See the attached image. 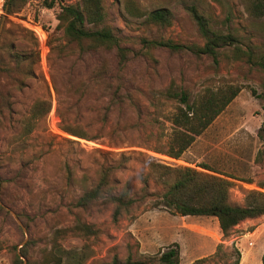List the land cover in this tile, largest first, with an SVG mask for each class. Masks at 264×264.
<instances>
[{
	"label": "rangeland",
	"instance_id": "rangeland-1",
	"mask_svg": "<svg viewBox=\"0 0 264 264\" xmlns=\"http://www.w3.org/2000/svg\"><path fill=\"white\" fill-rule=\"evenodd\" d=\"M45 1L27 0L11 14H6L4 0L0 2L4 44L26 53L36 41L40 54L34 76L24 78L22 86L0 74V95L11 104V110L0 108V264H12L24 246L26 264H42L54 244L61 264H103L114 254L125 258L128 250L135 258H155L173 243L179 245L180 264L201 257H207L203 264H230L234 246L239 264H262L264 216L240 222L223 237L215 217L181 216L157 205L171 177L160 176L148 163L158 158L225 177L233 182L229 200L236 205H245L249 190L264 192V69L248 63L233 46L220 49L214 63L189 51L146 49L141 40L202 45L183 8L194 4L213 29L231 32L242 50L264 63V15L248 13L251 0H131L144 11L170 9L173 23L163 27L128 15L126 0H103L105 23L122 46L141 50L118 65L113 51H79L57 29L58 3L80 0H54L52 8ZM34 24L41 26L47 46L32 29ZM4 28L16 34L2 36ZM1 53L8 62V49ZM102 61L107 72L94 75ZM228 86L240 90L181 157L164 154L179 106L169 93L186 89L193 99ZM64 126L85 135H72ZM102 151L109 152L107 160ZM121 152L129 160L111 177L117 188L128 182L136 194L147 175L152 195L116 222L112 204L101 199L86 209L75 206L78 196L96 183L100 165L114 164ZM82 224L91 225L92 233L79 230ZM219 243L224 246L211 256Z\"/></svg>",
	"mask_w": 264,
	"mask_h": 264
},
{
	"label": "trees",
	"instance_id": "trees-1",
	"mask_svg": "<svg viewBox=\"0 0 264 264\" xmlns=\"http://www.w3.org/2000/svg\"><path fill=\"white\" fill-rule=\"evenodd\" d=\"M27 0H4L3 8L6 14L16 12ZM45 6L52 8L55 1H45ZM55 12L57 20L56 27L62 31L63 38L68 44L76 47L79 51H113L118 65L125 64L130 57L140 55L141 50L122 46L121 41L113 27L105 23L106 12L103 0H80L74 4H59ZM190 19L202 38V45H184L171 39L141 40L142 46L146 49L164 48L170 53L191 52L195 56H208L214 63L218 62L219 50L228 46H233L236 54L247 57V62L251 65H258L264 69L262 59L255 60L250 50H242L238 38L231 32H221L211 27L209 20L194 4L183 6ZM124 10L133 17H145V22L157 24L163 27L173 23L174 15L167 7H159L150 11L138 8L131 0H126ZM248 13L256 18L264 15V0H251L248 3ZM3 15H0V21ZM16 30L23 32L24 28L14 25ZM16 32L10 28H4L3 35H15ZM24 36V35H23ZM33 48L26 53L12 51V44H4L3 37L0 38V74L11 76L13 81L24 84V78L33 77L34 67L40 60L37 42H32ZM45 46L47 44L45 43ZM3 48L8 49L9 61L2 58ZM106 61H102L94 70V75H102L107 72ZM238 87L228 86L216 91H209L204 95L190 98L191 92L186 89L170 92L172 99L179 102L175 113L171 119L173 125L172 134L167 150L164 152L169 157L179 159L182 153L190 146L195 137L201 134L215 119V117L226 107V105L237 95ZM117 93V92H116ZM119 94H113V98ZM7 97L0 95V108L11 110V104ZM264 99V92L262 94ZM36 105L33 107L35 112ZM48 110V108H47ZM1 111V109H0ZM35 117V114H34ZM64 131L84 137L83 132H79L68 126H64ZM264 138V134H263ZM103 159L107 160L109 152L102 151ZM119 159L114 164L102 163L99 167L98 179L89 189L83 191L76 199L75 206L86 209L94 205L101 199L104 203H111V219L118 221L120 217L129 214L133 207L146 197L152 195L149 191L148 177H141L142 186L138 193H132L130 185L125 182L118 189L116 180H112L113 173L118 169L126 167L129 157L124 153H119ZM150 168L158 170L160 176H169L170 180L164 182V191L161 193L159 203L165 209L181 216H212L217 219L218 226L223 237H227L240 222L264 216V192L249 190L245 195V205H236L229 200V188L232 181L208 172L200 171L192 167L181 164L155 159L148 163ZM79 230L87 234L92 233L91 225L82 224ZM224 246L219 243L216 251L211 255L215 256ZM57 244L43 255L42 264H61V256L55 251ZM25 246L20 248L19 253L13 256L12 264H22V257H27ZM233 259L230 264H239L240 253L235 246L233 247ZM207 257L193 260L189 264H203ZM180 264V250L177 243L169 245L165 250L159 252L157 257L149 256L147 259L133 257L128 250L125 258L114 254L110 261L103 264ZM264 264V253L261 258Z\"/></svg>",
	"mask_w": 264,
	"mask_h": 264
},
{
	"label": "built area",
	"instance_id": "built-area-1",
	"mask_svg": "<svg viewBox=\"0 0 264 264\" xmlns=\"http://www.w3.org/2000/svg\"><path fill=\"white\" fill-rule=\"evenodd\" d=\"M0 2L2 4V0H0ZM1 4H0V6H1ZM31 26L33 27L32 29L35 31L36 35L39 37L40 42H42V44L45 45V35H44V32H43L41 26L40 25H36V24L31 25ZM156 159H158V158H156Z\"/></svg>",
	"mask_w": 264,
	"mask_h": 264
},
{
	"label": "water",
	"instance_id": "water-1",
	"mask_svg": "<svg viewBox=\"0 0 264 264\" xmlns=\"http://www.w3.org/2000/svg\"><path fill=\"white\" fill-rule=\"evenodd\" d=\"M8 2H9V0H7V4H8ZM2 26H3V20H2L1 23H0V33H1V30H2ZM0 205L4 206V205L2 204L1 201H0ZM7 209H8V208H7ZM21 258H22V260H23V263H22V264H26V258H24V257H22V256H21Z\"/></svg>",
	"mask_w": 264,
	"mask_h": 264
}]
</instances>
